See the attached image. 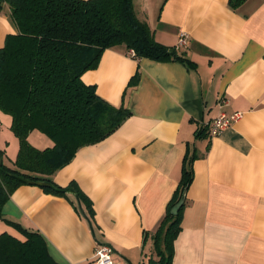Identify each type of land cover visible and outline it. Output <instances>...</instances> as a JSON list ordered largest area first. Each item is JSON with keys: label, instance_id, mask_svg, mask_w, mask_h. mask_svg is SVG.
I'll list each match as a JSON object with an SVG mask.
<instances>
[{"label": "crops", "instance_id": "obj_1", "mask_svg": "<svg viewBox=\"0 0 264 264\" xmlns=\"http://www.w3.org/2000/svg\"><path fill=\"white\" fill-rule=\"evenodd\" d=\"M134 2L159 42L175 47L179 33H189L188 47L179 52L193 63L135 58L116 46L83 74L101 98L131 111L51 177L63 187L76 182L91 199L95 236L71 198L36 184L20 185L5 203L0 234L24 239L8 220L37 230L64 264H93L98 245L111 246L117 264H149L151 234L166 215L189 151L196 153L194 180L174 264H264V0H246L237 9L229 0ZM17 31L6 5L0 47ZM137 70L140 81L129 88ZM222 112L241 117L220 135L198 136ZM9 116L0 114V150L3 162L14 166L19 139L2 131V118L11 129ZM29 141L39 149L54 144L40 130Z\"/></svg>", "mask_w": 264, "mask_h": 264}, {"label": "trees", "instance_id": "obj_2", "mask_svg": "<svg viewBox=\"0 0 264 264\" xmlns=\"http://www.w3.org/2000/svg\"><path fill=\"white\" fill-rule=\"evenodd\" d=\"M245 1L228 3L237 9ZM6 5L18 31L8 34L0 47V110L12 116L19 151L14 166L0 159V219H5L3 207L20 185L36 184L47 192L68 196L78 210L76 198L67 190L75 191L94 226L92 201L79 185L72 181L63 187L51 177L81 147L115 131L131 111L101 98L94 84L84 82L83 74L96 69L103 52L116 46L134 49L135 58L193 62L177 46L155 38L148 22L138 16L134 0H0V14ZM140 76L137 70L128 87L137 86ZM33 130L45 133L54 144L35 147L29 141ZM197 133L209 135V125ZM195 158L196 153L189 151L183 158L179 186L161 225L151 234L154 255L149 264H174V244L182 229L185 203L177 215L172 208L194 180ZM41 181L55 188L40 185ZM8 222L24 239L9 232L0 234V264H64L51 255L39 231Z\"/></svg>", "mask_w": 264, "mask_h": 264}, {"label": "built area", "instance_id": "obj_3", "mask_svg": "<svg viewBox=\"0 0 264 264\" xmlns=\"http://www.w3.org/2000/svg\"><path fill=\"white\" fill-rule=\"evenodd\" d=\"M189 33L182 30L179 33V39L177 43V49L187 48L189 45ZM127 54L129 56L135 57L136 52L134 49L128 50ZM226 102L225 98H220V104ZM241 117L239 112L233 114H228L222 112L209 124L210 136L220 135L226 128L231 126ZM93 264H117L114 259V251L111 246L108 245H98L95 250Z\"/></svg>", "mask_w": 264, "mask_h": 264}, {"label": "water", "instance_id": "obj_4", "mask_svg": "<svg viewBox=\"0 0 264 264\" xmlns=\"http://www.w3.org/2000/svg\"><path fill=\"white\" fill-rule=\"evenodd\" d=\"M0 157H1L0 159L3 162V154H0ZM39 184L43 185V186H48V187H51V188H55V186L52 183H49V182L41 181V182H39ZM67 191L69 193L73 194V196L76 198L78 209H79L80 213L82 214V216L88 221V223L90 225V228H91V230L93 232V235L95 236V229H94L93 223L90 221L88 215L86 214L79 195L75 191H72V190H67ZM186 193L187 192L185 191L183 196H182V198L180 199V201L172 208V214L177 215L179 213L180 208L183 206V204L185 202Z\"/></svg>", "mask_w": 264, "mask_h": 264}, {"label": "rangeland", "instance_id": "obj_5", "mask_svg": "<svg viewBox=\"0 0 264 264\" xmlns=\"http://www.w3.org/2000/svg\"><path fill=\"white\" fill-rule=\"evenodd\" d=\"M0 114H3V115H5V114H7V113H4V112H0ZM7 116H9L8 114H7ZM10 117V116H9ZM2 122H3V130L2 131H4V136H6V133L7 132H12V129H10V127L8 126V124H6V122L5 121H3V118H2ZM13 133V132H12ZM11 134V133H10ZM36 134H39V132H36ZM13 136H14V138H16V136L14 135V133H13ZM8 144L9 143H7V141H5V143H4V145L5 146H8ZM10 146V145H9ZM11 148H12V151H13V144L11 145ZM17 153H18V150H17ZM16 153V155H15V157H14V159L16 160V158H17V154ZM14 160V161H15Z\"/></svg>", "mask_w": 264, "mask_h": 264}]
</instances>
